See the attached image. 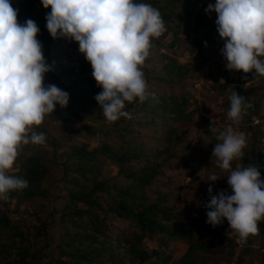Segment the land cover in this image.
Returning a JSON list of instances; mask_svg holds the SVG:
<instances>
[{
    "label": "trees",
    "instance_id": "obj_1",
    "mask_svg": "<svg viewBox=\"0 0 264 264\" xmlns=\"http://www.w3.org/2000/svg\"><path fill=\"white\" fill-rule=\"evenodd\" d=\"M38 1L42 4V0ZM137 1L159 10L166 32L173 36L170 42L172 48L178 45L185 25L195 30L206 22L207 15L213 13L199 11L196 14L198 10L193 5L198 0ZM215 3L205 2L202 6L207 9L209 4ZM50 11V7H43L39 17L46 18ZM218 37L220 35L217 28L213 30V34L195 37L192 51L204 56ZM43 38L44 56L54 49L55 42L71 40L54 39L49 31ZM152 43L158 48L165 45L156 38ZM260 59L264 61V57ZM161 61L163 64L159 69L154 67L151 70L160 71L155 75L160 81L181 80L191 71L189 64L181 62L170 53L162 52ZM147 70L149 71L148 68ZM92 71L87 59L71 67L58 69L55 80L62 81L63 84L57 87L69 93L68 104L64 108L57 104L54 113L46 115L41 125L34 126L37 134L45 135V142L23 146L8 172L9 175L27 180L28 187L10 191L5 203L9 204L17 198L21 203L33 204L39 197H50L46 180L52 165L57 164L56 162L61 165L66 194H63L65 200L62 208L56 212L59 215L56 218L57 232H47L44 225L38 226V234L47 233L46 243L42 245L38 240L33 242L29 234L15 224L8 212L0 207V264H167L171 256L163 257V261L154 257L171 241L179 240H184L188 246L185 253L172 264H208L211 259L210 249L216 247V238L227 239V236L220 235L223 232L218 231V228L226 227L225 222L213 227L203 220L184 221L174 213V205L169 202L166 193L152 199L147 191L156 178L164 173V161L173 153L169 150L188 134L191 126L188 124L194 123V110L188 109L187 96L148 92L143 102L139 98L132 103L125 102L124 111L130 114V118L121 119L127 126L117 120L115 127L119 132L117 137L129 139L123 140L120 145L107 141L93 145L83 141L74 142L67 147L61 140L47 136L45 124L49 116L58 120L64 131L69 127L68 122L81 117L89 109L99 107L95 96L102 88L97 85ZM224 71L230 70L224 67ZM259 76L255 70L238 73L230 90V95L237 92L244 97V103L252 105L243 111L250 122L264 119L263 105L256 100L253 90L246 87L247 82ZM67 79L69 80L66 82ZM217 83L221 89L228 85ZM221 120L222 118L216 117V122H209V148L212 155L216 143L220 142L217 140L218 133L226 129ZM132 123L136 126L131 127ZM217 123L219 127L215 129ZM256 127L252 135V151L256 156L249 160L245 154L242 157V168L256 166L264 180V128ZM144 129L151 130L153 137L163 139L166 146L159 150L147 147L146 141L141 138ZM81 130L90 135L96 134L95 129L89 125L80 127L78 132ZM68 138L73 137L69 135ZM138 141L140 143H136ZM112 164L118 168L115 174L107 170V166ZM221 190L232 194L227 180L218 183L211 195H218ZM58 196L63 197L62 194ZM210 199L211 196L201 204V209L205 212L211 210L206 207ZM259 227L260 234L264 235V221L259 222ZM199 232L204 234L197 236L196 233ZM147 237L156 239L159 248L150 250L145 247L143 241ZM228 243L233 244V241ZM261 245L264 247V240ZM214 264H218L217 260Z\"/></svg>",
    "mask_w": 264,
    "mask_h": 264
},
{
    "label": "clouds",
    "instance_id": "obj_2",
    "mask_svg": "<svg viewBox=\"0 0 264 264\" xmlns=\"http://www.w3.org/2000/svg\"><path fill=\"white\" fill-rule=\"evenodd\" d=\"M46 27L55 38L79 43V51L90 62L92 76L102 91L95 96L106 121L130 118L125 102L148 94L142 68L154 47L152 40L167 31L161 13L147 3L135 0H42ZM206 12L215 11L217 31L225 40L221 49L228 70H242L264 76V0H216ZM18 9L10 0H0V199L8 193L28 187L22 177L9 175L23 146L43 144L45 135L34 126L54 113L57 104L64 108L69 93L54 84L44 85L45 73L52 70L37 39V24L28 19L23 25L17 19ZM154 96V94H152ZM228 117L238 123L242 112L252 107L237 92L230 96ZM212 157L217 166L228 172L227 183L232 194L221 190L211 195L206 213L207 223L221 225L226 218L240 241L259 235L264 221V180L256 166L233 168L232 161L244 156L245 134L232 126L220 131ZM200 174V173H199ZM219 177L211 174L208 181Z\"/></svg>",
    "mask_w": 264,
    "mask_h": 264
},
{
    "label": "rangeland",
    "instance_id": "obj_3",
    "mask_svg": "<svg viewBox=\"0 0 264 264\" xmlns=\"http://www.w3.org/2000/svg\"><path fill=\"white\" fill-rule=\"evenodd\" d=\"M135 2L139 3L137 0ZM205 2L213 3L216 0L196 1L193 5L198 10L195 12L196 14L199 11H205L204 6H202V3L204 4ZM10 3L15 9H18L17 19L20 24L23 25L28 19L33 20L37 24L40 29L37 39L42 44L43 52L45 49L43 35L48 30L46 18L39 17L43 11L41 2L38 0H10ZM216 19L217 13L213 11L211 15H207L206 22L197 29L194 30L185 25L180 34L179 43L174 48L170 47V42L173 39L172 34L169 32L163 33L158 40L165 43L164 47L158 48L156 44H153L154 49L151 50L152 52L146 59L145 66L142 68L149 93H161L169 96L185 95L189 98L188 109L194 110V123L188 124L189 126L191 125L188 134L183 136L169 150L173 153L167 161H164V173L159 175L147 190L152 199H156L166 193L169 202L174 205V213L182 220L188 222L192 220H196L197 222L202 220L207 221L206 213L208 211L205 212L201 209V204L206 202L210 196L208 193L209 185L214 190L218 183L227 180L226 176L229 174L217 166L216 158L212 157L210 152L209 122H216V117H220L222 118L221 123L225 128L232 126L237 133L243 132L247 141V146L243 149V152L244 155L246 154L249 157V160H252L256 156L252 151L253 131L256 130V126L264 128V119H254L253 122H250L242 112V119L238 123H234L227 115L231 104V86L233 82L235 83L237 74H241L243 71H224L227 61L222 55L221 49L225 45V40L220 37L216 38L212 48L204 56L192 51L195 45V37H205L213 34V30L217 28ZM162 52L170 53L181 62L189 64L191 66L190 73L181 80L160 81L156 79L155 75L160 71L153 72L151 70L154 67L159 69L162 66ZM44 57L46 62L52 66V70L45 73V86L49 84L56 86L63 84L62 81L55 80L57 79L56 73L58 69L71 67L76 63L86 61L85 55L79 51V43L75 40L66 42V40L62 39L59 42H55L54 49L46 53ZM68 80L65 81L67 82ZM217 82L228 85L221 89ZM240 84L242 85V83ZM246 84L248 89L253 90L256 100L264 107V76L256 77ZM118 121H121L124 126L126 125L121 118ZM116 122L109 124L99 106L98 108L87 110L81 117L68 122L67 126L69 127L64 131H62L61 123L51 116L48 117L45 128L48 131L47 136L50 139L61 140V142H64V146L67 147L74 142L83 141H88L93 145L105 141L120 145L123 140L129 138L120 139L121 137H117L119 132H117L118 129L116 130L117 126L115 127V124H118ZM218 124L215 125V129L219 127ZM84 125L93 127L96 134L90 135L85 130L78 132L80 127ZM134 125L132 123L130 126ZM69 135L73 138H68ZM129 136H131V132ZM153 136L154 134L151 130H143L141 138L146 141L147 147L159 150L166 146L167 143L163 139ZM37 148L39 149L40 147L37 146ZM56 163L52 165L51 173L46 180V184L50 189V197H39L33 204L21 203L17 198L6 204L5 200L0 199V207L8 212L12 221L21 226L29 234V238L33 242L38 240L42 245L46 243L45 238L47 233L42 232L38 234L39 230L37 231V227L44 225L47 228V232L56 233L58 228L56 218L59 216L56 215V212L57 209L62 208L65 200L64 195L66 193L64 194V190L66 186L63 181V170L61 165L58 162ZM232 167L242 168V157L232 161ZM107 170L115 174L118 168L112 164L107 166ZM211 174L217 175L219 179L217 181H208L207 179ZM60 194L63 197H59L58 195ZM224 222L226 227L218 228V231L223 232L220 235L227 236V239L221 240L218 237L216 238V247L210 249L209 254L211 259L208 264H214L215 260H217L218 264H262L264 247L261 245V242L264 240V235L260 233L255 236L251 235V238L248 237L247 241L242 243L235 230L230 229L226 218ZM201 234L204 233H196L197 236ZM228 241H233V244L228 243ZM143 245L150 250L159 248L158 241L149 237L144 239ZM187 246L184 240L171 241L154 259L157 258L159 261H163V257L171 256V259L166 263L172 264L174 260L179 259L185 253ZM48 253H50L49 249Z\"/></svg>",
    "mask_w": 264,
    "mask_h": 264
}]
</instances>
